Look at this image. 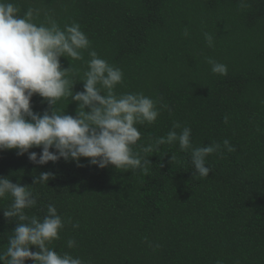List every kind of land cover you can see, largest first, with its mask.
Segmentation results:
<instances>
[{"label": "trees", "instance_id": "1", "mask_svg": "<svg viewBox=\"0 0 264 264\" xmlns=\"http://www.w3.org/2000/svg\"><path fill=\"white\" fill-rule=\"evenodd\" d=\"M5 2L21 17L32 9L37 25L49 16L61 29L78 23L99 57L123 71L117 95L142 92L158 108L171 109H162L154 124L137 125L140 143L166 136L179 122L191 129L195 147L227 139L236 149L209 155L207 178L193 176L190 153L178 143L149 157L147 176L100 169L87 158L83 166L63 159L41 166L14 149L0 151V176L31 186L38 197L28 215L43 218L53 204L64 218L51 247L85 264H264V0ZM204 33L212 35L213 47ZM82 54L80 61L60 58L72 67L74 93L83 90L88 70V51ZM207 58L225 64L227 75L214 74ZM31 104L40 114L48 109L39 95ZM53 107L72 116L81 111L70 97ZM41 172L54 178L33 185ZM10 203L0 200V209ZM15 226L0 210V252ZM70 239L76 247L68 248Z\"/></svg>", "mask_w": 264, "mask_h": 264}, {"label": "clouds", "instance_id": "2", "mask_svg": "<svg viewBox=\"0 0 264 264\" xmlns=\"http://www.w3.org/2000/svg\"><path fill=\"white\" fill-rule=\"evenodd\" d=\"M19 11L13 3L0 0V151L14 149L17 156L27 154L31 163L41 166L61 159L83 166L80 160L87 158L88 164L100 169L111 165L116 170L139 171L147 176L153 165L149 157L159 152L162 145L178 143L181 152L190 153L193 176L207 178L211 171L206 166L209 155L236 150L227 139L222 144L213 142L195 147L191 129L179 122L173 124L166 136L157 137L147 145L140 143L137 125L154 124L162 109L169 112L171 109L166 104L158 108L157 101L142 92L117 95L115 89L123 84V71L99 57L78 23L61 29L49 16L46 25H37L33 22L32 9L23 17ZM184 35H188L187 30ZM204 37L207 45L213 47L212 35L204 33ZM85 50L90 59L84 72L83 90L74 93L76 83L69 78L72 67L64 68L60 58L80 61ZM207 63L214 74L227 75L225 64L211 58H207ZM34 95L48 104L43 114L33 110ZM69 97L81 109L76 116L60 114L53 107ZM224 123H228L227 116ZM33 148L41 151H30ZM175 159L172 155L170 162ZM53 178V173L41 172L33 177V185L48 184ZM7 199L11 203L0 210L16 226L7 240L6 250L0 252V264H26L29 260L32 264H85L81 258L68 252L58 253L51 247L65 228V220L53 204L47 206L43 218L28 215L27 210L38 199L31 186L0 176V200ZM72 227L79 228V223ZM67 246L74 248L77 242L70 239ZM217 264L222 261L218 260Z\"/></svg>", "mask_w": 264, "mask_h": 264}]
</instances>
